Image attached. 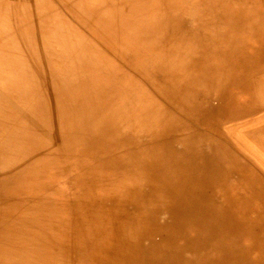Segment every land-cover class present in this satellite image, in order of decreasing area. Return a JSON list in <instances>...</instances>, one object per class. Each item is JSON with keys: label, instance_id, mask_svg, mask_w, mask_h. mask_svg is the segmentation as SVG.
Segmentation results:
<instances>
[{"label": "bare ground", "instance_id": "bare-ground-1", "mask_svg": "<svg viewBox=\"0 0 264 264\" xmlns=\"http://www.w3.org/2000/svg\"><path fill=\"white\" fill-rule=\"evenodd\" d=\"M29 1L0 0V9L13 5L34 16L22 23L20 12L3 26H50L47 41L61 34L55 29L63 22L46 11L49 0ZM70 1L91 12L105 5L106 16L130 26L132 43L144 52H123L122 59L155 91L91 39L88 45L75 35L62 65L63 55L39 57L38 45L26 46V33L16 45L7 30L0 33V80L6 83L0 87V158L15 160L0 173V199L15 208L32 201L36 209L24 219L0 213V264H37L35 258L45 264L42 254L20 248L26 235L19 234L16 245L8 230L9 221L20 230L43 207L49 214L42 234L52 237L74 225L70 253L79 264H264L258 248L264 183L233 149L264 170V0ZM46 62L55 71L46 70ZM44 74L54 76L57 87L69 76L66 86L77 92L74 112H65L69 96L41 105ZM172 105L211 132L189 128ZM101 111L105 116L98 118ZM54 121L62 131L49 142ZM64 173L67 189H54L48 179ZM29 184L31 194L16 206L12 198L25 196ZM5 191L12 195L6 198ZM42 251L54 256L52 264L70 263L56 242Z\"/></svg>", "mask_w": 264, "mask_h": 264}, {"label": "rangeland", "instance_id": "rangeland-1", "mask_svg": "<svg viewBox=\"0 0 264 264\" xmlns=\"http://www.w3.org/2000/svg\"><path fill=\"white\" fill-rule=\"evenodd\" d=\"M11 1L14 2L15 0H11ZM46 1L48 2V0H46ZM29 2L35 4L36 3V0H30ZM62 2H63V4H62ZM64 6H66V7H64ZM70 6H71V8H70ZM47 8H46V11L51 10V11H49L50 12V17H51V15H53L56 19L58 18L59 21L63 22V24H58L59 26H57L56 29H55V31L57 30L58 32H62L61 33L62 35L59 34V33H55V35L53 37H51V41H47L45 39V37L43 36V35L46 34V30H48V27H50V26H41V29H39L40 28L39 26H37V28H34L33 26H20V27H16V26H3V22H7L8 20L13 19L14 16H16L18 13L21 12V8L18 9L17 7H15L13 5H7V6H4L3 8L0 9V26H1L0 27V33H3V30L4 29L7 30V32H9V34L11 35L12 39H14L13 40V45H16L18 43V41H20V37H19L20 34L23 35L24 33H26V35H27L28 38L31 37V39H30L31 43L28 45L29 39L27 38V42H25L27 44H25L23 41H21L19 43L20 45H22V44L24 45L25 44L28 47L37 46L38 45L37 46L38 48H36V49L38 50L39 57L40 56H44V54H48V53L57 54V56L59 54H61V55H63L62 61L60 62L62 65H64V64L67 63L66 58L68 57V51L71 48V46H70L71 41L74 40L75 35L76 36L77 35L78 36H81L87 42L88 45H91L90 44L91 43L90 41H92L93 44H95L96 46H98L102 50H104L105 51V54L108 57H110V58H112L114 60H118L119 63L121 61L124 62V60L126 62V59H124V60L122 59V57H123L122 55H124L125 52H129L130 50H132V51L136 50V51H138L139 54H143V52H144V47L143 46L138 45V44H134V43H137L136 41H134V43H132V41L135 40V38L129 36L128 33H127V31H132L131 28H130V26H128L126 23H121V20H120V17L119 16H115V15H112L111 14V17H110V16H108V14H107V16L104 14L105 9H106V6L105 5H103V6L101 5V7H100L101 12H100V10H96V12H91V11H89V8L88 7H83V8L79 7V8H77L76 7V4L75 3H72L70 0H49V2L47 4ZM16 9H17V11H16ZM56 10L58 12H56ZM92 13H94V14H92ZM99 14H101V15H99ZM59 15H61V16H59ZM19 17H21V19L19 21H22V23L23 22H29V21H33L34 20V16L31 13L30 14L23 15L22 12H21V15H19ZM48 17H46V18L44 17V19H47ZM54 17H52V19ZM59 17H61V18H59ZM108 17H109V19H108ZM114 17H115L116 20L114 19ZM41 18H43V16H41ZM105 18H106L107 21L105 20ZM110 18L113 21H116V22L111 21ZM40 21L43 22L44 24L46 23L42 19H40ZM78 24H79V26H78ZM65 25H66V27H65ZM113 26H115V27H113ZM106 27L107 28L109 27V28L107 29ZM34 32H36L37 35H38V36H36V38H35V36L33 37V35L36 34ZM63 32H64V34H63ZM67 32H69V33H67ZM124 32L127 33V34H125ZM110 33H111V35H110ZM42 36H43L44 39H42ZM112 36H113V38H112ZM37 37H39V38H37ZM86 37H87V39H86ZM103 38H105V39H103ZM64 41H66V42H64ZM33 43H34V45H32ZM94 46H92L93 49H95V47H96V46L95 47ZM49 50H51V51H49ZM123 52H124V54H123ZM88 56H90L89 53H88ZM68 62H70V61H68ZM125 62L123 64V67L125 69H127L130 73H132L134 75L137 74L136 76L139 77V80L145 85L147 91H151V92L152 91H155V88H154L155 86L148 79H146L147 77L145 75H143L138 70H136L130 63L127 66L125 64ZM36 64H38V61H36ZM42 65L48 71H52V72L55 71V70H53L51 68V65L49 63H47V62L44 63V64H42ZM125 65H126V67H125ZM36 67H37V65L36 66H33V69H35ZM38 67H40V68H38ZM38 67L37 68L40 71H43V68H42L41 65H39ZM78 75H79L78 72H75L74 73V76L75 77L78 76ZM56 76L57 75H55V77ZM53 78H54V76L52 77L49 74H44L42 78H39V80H40V86H39L38 90L43 94L42 104L41 103L40 104L43 105L44 107L49 106L51 104L54 105L57 102H59L60 96H69L70 98L67 99V104L65 106V112H68V111L74 112V106H75V104H73V98L77 94V92H76V88L75 87L66 86V81L67 80L70 81L69 76H66L65 75V76L62 77V81H63L62 82V87L61 86L57 87L56 84H54V79ZM23 79H24L23 76H20L19 77V79H18L19 84H20V82H22L23 85H24L25 81H23ZM20 80H22V81H20ZM5 85H6L5 81L4 80H0V87L1 86H4L5 87ZM56 90H57L58 93L56 92ZM158 99L161 102L165 103V104L170 103L167 99L164 100L160 96H158ZM170 108L171 109L174 108L173 110L176 111L177 114H179L180 116H182V118L184 120H186L187 123L189 121V123L187 124L189 128H197L198 130L201 129V130H204V131L206 130V132H211V130H209V127L205 126V124L203 125V124H199V122H197V121L189 120L188 119L189 117L186 115V113L184 111H181L180 110V112H181L180 113L173 105ZM56 114H58V113L56 112ZM97 115H98V118L100 116L101 117H104L105 116V113L103 111H101V113H99ZM203 119H204V122H208V123L212 124L211 123L212 121L209 120V118L208 119L203 118ZM61 131H62V128H61L60 124L56 121L55 122V128L51 131V135L52 136L51 135H50V137H47L46 136V141H49L50 142L51 141L50 139L51 138L53 139L55 136L57 137V134L59 132H61ZM233 149L235 150L236 154H238L239 156L242 157L244 163L247 166L251 167L258 174L259 183L261 185H263V183H264L263 182L264 181V170H262L252 159H248V158L242 156L241 154H239V151H237L235 148H233ZM36 155H37L36 153H33L32 154V156H33L34 159H35ZM14 161L15 160H14V158H12V156H4L3 160L0 158V173L2 172L3 169H5L10 164H12ZM17 168L18 167L16 165H13L10 169L13 170V169H17ZM54 171H55L54 167L51 166L48 169L47 173H48L49 176H52L53 173H54ZM72 174H74V172ZM37 176H38V174L35 176L34 180L37 178ZM48 183H50L51 186L54 187V189H59L60 191H62V190L65 191L67 189V187H66L67 178L65 176V173L62 176H60V177L49 178L48 179ZM27 187H28V190L27 191L23 190V192L25 193V196L19 197L18 195H16V197H13L12 198L11 202H14V204L16 206H17V202L19 200H21V199H23V198H25V197H27L28 195L31 194L32 187L30 186V184ZM34 191L35 190L33 189V192ZM43 192L44 191H40L36 195L35 198H41L43 196ZM63 193L64 192H62V194ZM5 194H6V198H8V197H10L12 195V191H5ZM149 200H150V197H149ZM31 204H32V201L26 202V200L25 201H22L21 200V204L18 207L15 208V207H12L13 206L12 203H9L8 201L3 200V195H2V199H0V213L8 212V215H7L8 217L9 216H12V215H16V217H18L19 219H24L31 212H33V210H36L34 204L33 205H31ZM40 206L41 205H39V207ZM60 212H61V214L63 213V216L62 217H66V214L69 213L65 209L64 210H61ZM44 214H49L48 211H47V207H43L40 212H37L36 217H35V219H32V222L29 219L27 221H25L24 225L22 224L23 226H22V228L20 230L18 229V228H20L18 226H21V225H19L18 222L16 223L15 222L16 221L15 219L9 221L8 230L10 232H12V231L15 232V234L11 235L12 236V242H14L17 245V242L19 240V234L26 235L27 237L26 236H22V240L19 243L20 248L22 250L28 249L32 253H34V255H41L42 254L43 257L46 260L45 261V264H52L53 263V260H54V258H53L54 256L49 257V255L46 252H43L42 250L44 249L45 246H47V248H48V246H49L50 243L56 242V245L59 248L60 247L63 248L64 251H65V253L68 255V259H70V263H68V264H72V263H74V264H77L78 263L79 264V258H78V256L76 254H74V252H71L70 253V251H72V248L70 247L71 244L69 243V241L73 240L75 238V236H77L73 232L74 229H75L74 228V225L72 223H70L69 226L66 229H64L63 231L59 232L58 234H54L55 236L53 235L52 237H50V234H42L41 233L42 232V229H43L42 226L44 225V223L46 222V219H47ZM168 216H170L169 213H168ZM17 224H18V226H17ZM60 237L62 238V240L64 242L61 240ZM64 237L66 239H64ZM50 239H52V241ZM260 241H261V246L262 247L258 244V248H259L260 251H263L264 250V236H263L262 239H260ZM183 242H184V239H179V241H178V243H180V244L183 243ZM59 243L60 244H65V247L59 245ZM255 252H256V254L258 253V251H255ZM35 261H36L37 264H39V263L42 262V260L40 258H35Z\"/></svg>", "mask_w": 264, "mask_h": 264}]
</instances>
